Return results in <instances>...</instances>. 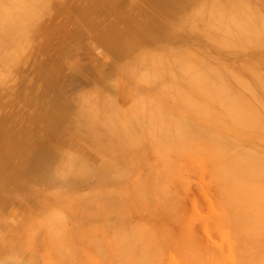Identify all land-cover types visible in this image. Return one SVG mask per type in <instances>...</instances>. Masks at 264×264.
Masks as SVG:
<instances>
[{
    "label": "rangeland",
    "instance_id": "rangeland-1",
    "mask_svg": "<svg viewBox=\"0 0 264 264\" xmlns=\"http://www.w3.org/2000/svg\"><path fill=\"white\" fill-rule=\"evenodd\" d=\"M159 1L166 4L169 7V9L167 10V13H169L168 15L170 17L172 16L173 18L177 19V21L175 22L176 25H174L173 30L170 33L172 34L174 31V36L172 35L168 38H163V39L161 38L159 39L156 37L161 32V28L160 27H158L157 29L153 28L151 19L147 18L148 16L150 17V15L148 16L146 15L147 13L146 9H149L147 8V6L152 7L153 5L157 4ZM200 1L201 0H186L185 2L186 6L184 7V5H182V7H180L178 2H176L175 0H167V1L166 0L165 1L163 0H157V1L155 0H0V111H1L0 124L2 128L1 130L2 132L0 133V160L3 158L4 155L1 149L2 144L8 141L9 142L11 141L10 146H12L13 148L19 146L24 147L23 150L24 153L21 155L23 159L25 158L24 161H26L28 157H32V156L38 157L39 165L43 164L42 163L43 154L46 153V151L50 149V147H52L55 144H58L60 145V148L63 151H68L70 152V154H73L75 156L79 154L77 155L80 157L79 160L80 159H82V161L85 160L86 161V162L84 161L85 165L88 164V166H85L86 169L89 168L91 169V171L93 170L91 173H89L92 175H88V174L85 175L84 182L78 185L76 184L71 186L70 184L71 180H76V178L79 179L78 177L74 178L75 176L74 174H72L71 171L61 174L60 178L62 177L64 178L62 179L58 178L60 181L57 180L61 184H58L57 182L56 183L57 185L55 184L56 186H54V184L45 185L44 183L42 182L40 183L39 181H37V177L39 176L40 173V170L37 168L38 165L35 166L30 163L29 166L26 165L23 166L22 163L18 162L20 160V156L19 155L14 156L13 153H11L9 149H7V151L10 153L8 155L12 157L10 158V161L15 162L16 164H13L14 166L12 167V169L6 167H0V248H2L0 249V260H1L0 264L7 263L9 260L10 261L8 263H11V261L13 262L17 260V258L19 260H22V264H63V263L64 264H256V263L264 264V238H263L264 228L261 229L263 227L262 224L264 223V220H262L264 218V210H263L264 191L262 189L263 186L260 185L261 183L258 182L257 177L254 179L252 177V180L251 177L247 178V180L250 179V182L252 183L251 185L253 186L257 185L256 186L257 189L256 187L249 185L250 183L246 184L245 181H243L244 176L240 175L241 177L240 176L238 177V179H242L241 181L237 179L238 180L237 182H239L240 185H238V183L236 184V180L233 179L234 180L233 181L230 177V174L232 175V170H230L231 164H233L235 160L234 159L235 157L231 153L233 152L232 148L234 147L232 145H235V143L230 144L231 142L229 139L230 121L228 122V119L230 117L229 112L232 109L229 100L226 97L223 100H219L218 99L219 96L215 95L213 92L210 91L207 92V90L205 91V89L200 90L195 87L193 88L191 86L188 87L189 86L188 84L187 87L191 88L190 90L194 91L196 94L192 93L189 89H188L189 92H187L188 90L187 87H185V85L186 83H188V81L180 79L177 75L179 74L177 73L178 71L179 72L190 71L197 73L200 71L207 72L208 70L209 73L207 74L211 73V76L213 77V74H215V72H219L221 75L219 79L224 80L225 78V80L229 83V87L232 86L230 87V89L234 91V93H240V95L242 96V100L240 101L243 103V105L246 104L247 105L246 108H248L249 111L255 113L257 112L258 116L262 115V117H264V96L261 94L260 92L261 90H259L257 83H255L256 81L255 78L259 74L260 75L263 74L264 76L263 64H260V62L264 63V56L263 57L262 56L259 57L260 55L256 56V54L260 52L264 54L263 53L264 39L262 42L263 44L260 42L262 40L258 41L261 44L257 42L258 38H260L261 36L260 30L263 29L264 27V12H263L264 0H256V1L246 0V2H249L248 4L249 7L246 9H242L241 7L235 9V7H230L227 6L226 4H225L226 7H228L227 9L226 8L224 9L223 8L224 6L222 5H219L217 6L218 8H215L211 1H207L204 4L199 5ZM250 3L253 6L250 5ZM191 4H192V8L190 7ZM261 8H263V10ZM182 11H183V15H182ZM234 14L245 15V18H240L242 21L240 22V24L237 25L239 29L237 27L235 28V26H233V24L229 20L231 15L235 16ZM247 14H250L252 16L254 15L255 19L254 17H252L251 19L248 18ZM197 15H199V17ZM194 18L196 19V21L194 20ZM198 18L199 20H197ZM193 21L196 24H198V22L199 23L202 22L201 24L198 25V28L196 24L194 25L196 26L197 29L199 30L202 29L201 30L202 33L201 31L200 33L201 34L204 33L205 36L204 34L203 36L201 34H199L198 36L197 34H194V32L195 33L199 32V30L198 32L195 30V26H193L194 27V29H192L193 31L189 29L190 27L188 25L191 26ZM133 23L138 24L140 27H142L144 31L142 32L140 30L134 29V27L132 26ZM108 28L111 29V34L113 33V31L117 32L116 38H114L113 40L116 42L117 47L116 49H114L115 52L113 53L107 51L105 48L106 45L110 42L103 40L100 37L101 32H103ZM205 28L210 29L211 31L214 32L212 33ZM187 29H189L190 32L192 31L194 35L193 37H197L194 38L195 40L193 39L192 36H190V32ZM257 29L259 31H257ZM218 31L220 32L222 31L221 32L222 34L220 33L221 35L219 36L217 34L219 33ZM119 33L123 36H120ZM206 33H208L210 37L206 35ZM111 34L109 35V38L112 39L113 36H111ZM181 35L182 38H180ZM183 35L185 36L187 35V37ZM226 35L230 37H226ZM201 36L202 37L207 36V41L208 40L211 41V38H213L211 42H213V40L215 41L217 40V42L214 41L215 44L218 43L220 44L222 41L221 43L222 45L220 44V46H222V49L226 47L228 48V49H224L225 53L228 52L226 50L230 51V49L231 52L233 53L234 50L232 48L234 46V48H236L234 52L235 53L238 52L240 56L237 53L236 54L233 53V54L235 56H239V58L237 57L235 58L236 59L235 60L231 52H230L231 55L224 54L223 53L224 51H222L221 47L219 46L221 49V51H219L220 49L219 48L216 49L217 46L214 47V44L209 46V49H212L211 51H209L211 53H209L207 47L209 44H211V42L209 41L207 42L206 38L202 39ZM184 38H187L186 40L190 38L191 40L189 42H192L194 40L193 41L194 43L188 42L189 44L188 43L186 44ZM223 38H225L226 40L224 41ZM230 38L235 39L237 41L236 44L234 43L235 41ZM176 39H179L180 41L184 39V42L182 41L183 42L182 43L180 41H175ZM200 39L202 41L201 44L198 43ZM227 41H229V43H233L231 44L232 46L228 45L229 43ZM125 42H126V51H122V45ZM203 43L204 44L206 43V45H204ZM251 43L254 46H252ZM223 44L225 45L224 47ZM255 44L256 46L257 44L259 45L256 47ZM162 45L165 46L167 45L166 48H168V50L165 48V46L162 47ZM171 45L174 46L172 47ZM203 45L205 46V50L204 47L202 48ZM239 45H242V47L245 48L243 49L244 51L247 50V48L250 49V50L248 49L249 51H247L246 53L249 52L252 53L254 51L255 53L257 52L256 54L252 53L253 56L255 55L254 57L253 56L252 57L254 59L253 61H255L254 65L255 63L256 65L257 64L260 65V66L257 65L258 70L255 69L256 66L254 67L253 64L252 65L250 64L251 67L249 66V63H247L249 60L247 59L249 57H250L249 59L252 58L251 54L250 53L247 54L248 56L245 55L246 54L245 52H243L244 53L243 54L241 52L243 50H241L242 48L239 47ZM248 45H251V47H248ZM181 46H183V48ZM238 47L241 51L237 50ZM252 48H254L253 51H251ZM259 48H263V50L261 49L259 50ZM128 50L130 51L127 52ZM166 51H169L168 54L170 55V58L167 53L165 54ZM138 53H141L142 55L145 56H142L141 54L138 55ZM178 53L179 55H177ZM212 53H213V58H212ZM146 54L149 55V58ZM153 54H155V56ZM152 55L154 56V58L152 57ZM217 55L218 57L221 56L222 60L221 58H219L220 59L219 60L217 58ZM156 56L158 58H156L155 60ZM131 57L134 60L131 59ZM137 57H139L138 58L139 61L137 60V62H139L140 65L141 63H143L144 59L147 58L143 63L147 68L144 69V67L142 66L141 67L138 66V68H135L137 62H135L134 64V61H136ZM166 57L168 60L165 59ZM224 57L226 58L225 63L223 62ZM256 57L258 59H256ZM191 58L192 59L194 58L193 59L194 61ZM209 58L212 61L213 60L214 61L212 62L211 60H209ZM148 59L151 60L149 61ZM227 59H230V62ZM232 60L235 61L231 63ZM153 61H156L158 63L156 64ZM237 61L238 63H240L241 68L238 67L239 65L237 64ZM165 62H167V64ZM233 63L237 64L236 65L237 67H235L234 66L235 64L233 65ZM129 64L130 66L133 64L134 65L129 68H126L127 66H129ZM147 64L149 65L150 68L153 69L150 70L152 72L151 73L152 76L154 74L153 72L159 74V75L154 74V76L158 78V81H156V83L154 80H156L157 78L153 76L155 79L152 78L153 79L152 80L151 77H149L150 75L148 74L149 71H147V74L145 73L146 70H149ZM164 64L167 66H165ZM228 65L230 66V68H228V70L226 71L227 69L226 66ZM124 66H126L125 68L128 71H130V74L132 73L134 74L135 72L139 74L138 72L139 70H142V72L139 74V76H136L135 75L136 73L131 76L127 72V70L124 69ZM132 67H134L138 71H136L135 69L134 70L131 69ZM165 68L167 70H170L169 73L171 74L174 73L177 77L173 79L172 77H170L169 74L171 81L168 79L169 77H167L168 74H166L164 77V73H166ZM173 68H175V70ZM234 68H236V71L233 70ZM223 69H225V71H223ZM246 69L247 71H249V73L251 72L250 74L254 75L255 78H252V75L248 74L246 72ZM131 70H133L132 73ZM254 70H256V72ZM257 72L258 75H255L257 74ZM228 73L230 74V76L228 75ZM243 73H245V75H248L250 79L247 76H245ZM227 75L229 77L232 76L233 78L232 77L228 78ZM133 76H136L137 79L138 77H140L141 79L137 80L133 78ZM147 77L150 78L151 81H149ZM251 79H254V81ZM161 80L162 81L166 80L167 82L162 83ZM174 80L177 81L175 82ZM179 80H181L184 83L186 82L185 85ZM159 82L164 84V86L167 89L164 88L163 85L161 86ZM253 82L255 84H253ZM127 83H128V87H127ZM147 83L149 84L151 83V84L149 85ZM105 84H107V86ZM125 84L126 86L123 87ZM148 85H149L148 88H150L151 85H152L151 88L154 87L155 85L157 87L158 85V88H160L161 90L160 89L158 90V88L156 87H154L153 89H157L156 91L158 92V94L159 91L160 94L164 92L162 94V97L164 96V98L168 96L167 95L168 93L170 99L168 96L167 97L168 99L162 98L163 99L162 101V99L159 98L161 97L160 95L158 97L157 96L158 94L157 95L152 94L151 88H150L151 89L150 92L147 91L149 90L148 88H146ZM139 87L140 90H137L139 89ZM170 88L174 90V92ZM251 88H253L254 90H251ZM165 89L171 92L166 91ZM91 90L101 91V93L98 92L99 93L98 95L102 94L101 96L103 99L102 100L103 103L101 101L100 102L98 101V103H102V104H96L97 103L96 101L98 99L97 97H95V93L97 95V92L92 93L90 92ZM86 91H88L89 93ZM246 92H248V94L250 95L246 94ZM120 93L121 95L123 94L122 96L124 98L120 96ZM175 93H177V95H175ZM198 93H200L204 97L202 96L203 98H201L200 94L198 97ZM90 94L91 96L93 95L90 98L93 99L90 101L91 105L93 107L97 106L95 108L97 112L96 111L94 112L97 113V115L100 114L101 116V114H105L104 116H106V119L104 116H102L104 119L98 116L96 117L95 120L100 119L99 122H101V124H103L104 120H106L105 124L106 123L114 124L115 126L114 125H110V126H112L111 129L115 128L114 130H117V133L119 132V135L117 134L116 138L110 140L107 139L103 141V143L97 141L95 133L98 132L99 129L106 130L107 128L110 127L108 126L109 124L103 125L102 127L93 126L92 127L93 130L85 128L86 129L85 134H83L84 132L82 133V131L76 130L75 123L76 121L82 118L81 115H83L84 112L82 107L83 103H84L83 106L86 107V110L92 108L90 102L88 103ZM106 94L108 96H106ZM124 94L126 95V97L124 96ZM82 95H86L87 98L82 97ZM141 95H144L145 99L144 98L142 99L143 96ZM80 96H81L80 99L82 101L79 100ZM101 96H98V98ZM176 96L178 97L182 96L180 98L181 104H179V106L178 104L176 106V104L174 103L175 102L174 97ZM178 97H176V99H178ZM251 97L252 99H250ZM140 98L142 102L141 101L139 102ZM205 98H207L208 100L207 99L205 100ZM84 99H86L87 101L86 100L84 101ZM77 100H78V105L75 103L77 102ZM209 101L211 102L213 101L212 102L213 104L211 103L210 105ZM106 102L107 105L105 104ZM181 105L182 107L180 108ZM212 105L214 108L212 107ZM126 106L127 108L133 107V109H135L134 107L136 106L138 108L140 107L141 109L139 110L143 109L142 113L143 114L145 113V115L143 114L141 115L142 119L146 117L147 120L144 121L145 120L144 119L143 122L140 119L139 117L140 111L138 113V108L136 110L139 116L137 115L134 116L136 114V111L133 110L134 112L131 113L132 109L131 111L128 110L129 108L127 110H124L126 109L125 108ZM155 106H157V109ZM185 106H187L188 109ZM219 107L222 108L223 111ZM108 108L109 110L111 109L112 112L111 110L107 111ZM115 108L118 109L116 110ZM144 108L145 109L154 108L153 113L155 112L156 116L151 112L149 114V111L147 112V110L144 112L145 110ZM183 108L188 113L182 110ZM195 109L198 110L195 111ZM213 110L214 113L213 112L211 113L210 111ZM114 111H116V113L124 112L123 116L121 115L119 116L117 114L119 117L116 119L117 116L116 117L114 116L115 115ZM125 111L129 113H126ZM162 111L165 113H162ZM190 112H192V115L194 114V116L197 114L199 116L202 115L203 117L204 116L209 117V115L210 116L214 115L211 116L213 118L211 119V121L212 120L213 121L211 122L207 118L208 121L207 122L201 116L200 118L196 116L192 117V115L189 114ZM127 114L130 115L127 116ZM157 114H160V117L161 115L163 116L164 114L167 117L170 115V117L168 118L161 117L159 118L158 121H156L159 117ZM180 114H182L183 117ZM218 114L219 116H217ZM108 115H112V116L109 117ZM223 115H225V117H223ZM129 117L130 118L133 117L132 118L133 123ZM126 118L128 119L129 122H127V120L125 121ZM165 118L167 119L165 120ZM114 119L117 121H115ZM216 119L219 120L218 123H220V125L216 124L217 123ZM147 121L149 122L147 123ZM188 121H190L191 125L189 124ZM196 121L198 124L196 123ZM130 122L132 123V125H134V127L131 125ZM213 122H215V124L218 125V127L216 125L214 127V124H212ZM204 123L209 124L208 127L210 128H208L207 125ZM119 124L120 126L123 127V129H125L126 132H128L130 127L129 130L130 133L124 136L125 138H127L128 143H126L127 140L125 141L124 139H122L123 133L120 131L123 129H121L118 126ZM223 126H227L228 130L226 127ZM116 127H119L120 130L119 128L117 129ZM198 127L199 129L201 128V131H199V133L196 132V129H198ZM152 128L154 130L156 129L157 132L156 130L155 131L153 130L154 132L151 131ZM172 128L173 131L175 132L172 131ZM188 128L189 129L191 128L192 131H190L191 129L189 130ZM131 129L134 130V132L131 131ZM144 129L146 130V133ZM205 129L210 130V133L213 132V134L216 132V134L214 135L220 137L215 136L216 137L215 138L214 135L212 136V134H210L207 130L206 132ZM88 130L92 133L91 136ZM163 130H165L164 133ZM262 130L263 129H260L259 131L253 130V133H255L256 135L255 137V135L253 134L252 139L256 138V140L254 139L253 141L248 136L244 137L245 134L240 136L236 143L237 146L242 147L239 149L242 151L245 150L254 151L260 154L261 156L264 155V132H261ZM87 132L89 134L88 135L89 137L86 136ZM131 132L134 133L135 136ZM200 132H202L203 134ZM256 132L258 133L256 134ZM81 134H83L84 136ZM200 134L204 136L205 134L206 136L208 135L206 137L208 140H206L205 138L206 141L205 142L203 137L201 138L198 137L201 136ZM145 135L147 136L144 138ZM194 135L200 139L194 140L193 139L195 137ZM187 136L189 137L188 140L190 139L189 141H186ZM210 136L212 140H209ZM139 137L140 138L143 137L144 139L143 138L140 139ZM147 137H149L148 140H146ZM243 137L244 139H242ZM84 138L88 140H85ZM119 138H121L125 142H123ZM219 138L220 139L222 138L221 139L222 141ZM173 139L175 142H172ZM118 140H121V142H123L122 145L121 142ZM88 141H89L88 145L91 146L90 148L86 144V142ZM90 141L91 144L92 142L94 144L95 142L96 143L98 142L99 145L97 146L95 144L96 146L95 145L93 146V144L92 145L90 144ZM197 141L199 142L198 144ZM200 141H204V143ZM245 141H247L251 146L248 143H245ZM189 142H191V146ZM129 143L130 146L127 145ZM216 143L218 145L219 143L222 144L219 145L218 147ZM100 144H103V146L105 147L101 146ZM125 144L127 145V148ZM117 145L120 146V149L117 148ZM230 145L232 147H230ZM131 146L133 149L130 148ZM148 146L152 150H150ZM213 146L218 147L217 150L220 149L217 153L221 152V150L225 151L224 152L225 156L223 152H222L223 155H220L221 153L217 155L216 152H214V149L216 147L213 148ZM98 147L101 148L103 147L105 149H108V151L105 150V153L104 151H102V153L104 155L108 154L112 158V162L113 160L116 161V165H118L119 167L115 165L114 167H118L116 168L115 171L113 170L114 168L109 170L110 168H112V164H110V168L107 167L109 166L108 162L111 160V158L109 157L110 159H108V156L106 157V155L101 156L102 153L100 152L102 149L100 150L99 148L98 150ZM146 147L149 149H145ZM257 147L263 149H259V148L257 149ZM84 148L86 150L88 149L89 152L93 150L91 155ZM112 148H114L115 151ZM94 149H96L95 150L96 152L94 151ZM118 149L119 151L116 152V150ZM211 149L212 152L214 153L210 151ZM82 150H84L85 153H87V155L91 157V159L87 158V155L85 157V153ZM97 150L99 151L101 157L104 156L103 158H99L98 155L99 153ZM129 150H131V152H129ZM227 150H229V152ZM226 152H228V156ZM95 153H97L98 156H96ZM172 153L174 155H172ZM212 154H215L214 155L215 157ZM82 155L85 158H83ZM168 156L174 158L172 159L171 157ZM150 157L153 158V160ZM5 158L8 157L5 156ZM158 158H160L161 165H159L160 163L158 161L159 160ZM87 159L91 160L92 161L91 163L93 164H90V161H88L89 162L88 163ZM98 159L100 160L98 161ZM217 159L219 162H217ZM172 160L174 161L176 160L177 163H173L174 161L172 162ZM213 160H214V164H212ZM215 160L217 163L215 162ZM227 160L230 162H228ZM94 162L96 163L95 166H94ZM2 164L3 161H0V165ZM105 164H107V166ZM170 164H172L173 167L172 166L170 167ZM101 165L103 168L104 167L108 168L107 170H109L110 174H113V176L114 173L116 174V172H119L121 174L120 178L123 180H120V182H117L115 184L114 182L116 181L114 180L120 179V178H116L110 181L109 182L110 184L105 183L99 186L97 184L99 183V181L97 180V176H95L96 174L95 171L101 170L99 168ZM213 167L215 169H213ZM228 168L230 173L228 171ZM12 170L16 174V177H14L13 174H11ZM165 170L168 171L163 172L161 174V171H165ZM149 171L151 173L152 171H154V174L152 175L151 173H149ZM66 173L69 174L68 175L69 177L67 176ZM17 174H21L22 176H24L22 185H20L16 179L18 177ZM125 174L127 176H125ZM149 176L150 179L151 176L153 177L152 180H150L151 182L149 181L152 184L146 186V183H149L148 182ZM66 177L68 178L65 179ZM125 177H127L128 179ZM156 178H158L159 181ZM63 179H65L66 181L64 180L63 182L62 181ZM90 179L91 180L93 179L94 183L93 181L91 182ZM62 182L63 184L65 182L67 183L66 187L61 186ZM129 182L130 184L132 182L131 184L132 187L129 184ZM92 183L95 185H92ZM108 184L109 186H106ZM126 184H128L127 186L129 187L126 188ZM143 184L145 186H143ZM151 185H153L154 187ZM103 186L104 189L102 188ZM133 186L136 188H134ZM82 187L84 189H82ZM148 187H150V189L154 188V190L152 189L153 192H157V191L159 193L161 192V194H159L160 196L162 195L161 197L159 196L160 199L159 198L157 199L156 197V195L158 196L157 193H154L153 195L151 194L149 195L148 193H146L147 191H151L150 189L148 190ZM243 187L245 189H243ZM69 188L71 189L73 188L72 190L74 192L71 191V189ZM91 188L93 191L91 190ZM98 188H100V191ZM101 188L103 189L102 192H104V190L107 189L104 193L108 192V189L113 190V188L114 191L119 189L117 190V193L118 191L121 192L118 193L119 195H117V193H115L116 191L114 192L111 190L112 193L115 195L111 196L112 194L111 193L109 196V194L106 193L107 194L106 196V194L104 195V193L103 194L101 193L102 190ZM128 188L134 191L128 190ZM246 188H248L250 191L247 190ZM260 189L262 190V194L260 192L261 191ZM75 191L77 192L76 194L77 196L80 193H83L82 195H86V196L88 194L87 196L88 198L86 196L83 197L82 195H80V197L78 196L79 201L81 200V202H78V205L80 203V206H77V199L72 198L75 197V193H76ZM251 191H256V193H253ZM257 191L259 193H257ZM91 192H93L94 195H89ZM129 192L130 194L133 193L132 195L134 196L132 197V195H129L128 194ZM134 192H137V194ZM69 193L70 196L68 195ZM96 193L101 194L100 197L99 195L95 197ZM121 194L123 195L126 194V195L123 196ZM243 194L245 195L243 196ZM253 195L258 199L252 197ZM57 196L60 197L55 199V197ZM92 196L94 197L95 200L92 199L93 198ZM69 197H71L72 199H70ZM121 197L125 199L126 203L122 198L123 199L122 201L124 202L125 205L122 203L121 200H118V198L120 199ZM113 198L116 200V202L117 200L119 201L117 202L119 206L116 205L117 204L116 202H115L116 204L113 205L115 209L111 207L112 202H114ZM65 199L67 200V202L65 201ZM140 199L142 201H140ZM86 200H90V201H86ZM99 200L101 202H99ZM74 201H76V203H74ZM109 201H112L110 202L111 205H109L108 203ZM83 202H84V206H83ZM120 203L123 204L121 209L119 208ZM135 203H139V205L142 206L144 204L143 207H145L146 209H150L153 207L151 209V213L144 210L142 206H138V204H136L138 207H136V205L134 206ZM149 204H151L152 207H150L151 205ZM126 205L127 207L124 208V206ZM129 205L132 206L130 207V209H129ZM81 206L86 209H84V211H81L82 210ZM98 206H100L103 211L101 210V208L99 209ZM108 206L109 208L110 207L111 208L108 209L107 208ZM133 206L137 210L139 209V207L141 208L140 210L137 211L133 208ZM105 207L106 209H108V210L105 209L106 214L104 212ZM122 208H124L125 210ZM132 208L134 212H132L133 211L131 210ZM118 209L120 211H118ZM92 210H94L97 214L93 213L94 211ZM100 210L102 211L101 216H100L101 212L99 213ZM153 210H156L154 212L155 213L158 212V214L155 213L152 214ZM78 211L79 212L81 211L80 212L81 214H79ZM88 211L89 213H87ZM121 211L123 212L122 214ZM124 211L126 214L128 212V214L125 216H123L125 214ZM135 211H137L139 215H137ZM141 211L143 213H141ZM113 212L115 214H113ZM146 212H148V214L150 215H148ZM108 213H112V214L109 215ZM135 213L136 216H134ZM55 214L57 216H55ZM59 214L60 217L58 216ZM49 215L50 217L52 216V218H49L48 217ZM79 215L82 216L79 217ZM91 215L93 217H91ZM44 216L46 217V220H43ZM260 216H262V218ZM55 217H57L58 219L61 218L59 219V221L60 220L61 221L59 222ZM119 218L122 220H120ZM38 219L39 221L41 220V222H39ZM52 219L57 220L59 222V225L61 226L59 227L58 225H56L57 223L54 224V226H51V224L54 222ZM84 219L86 220L85 222ZM127 219L129 220V222ZM77 220L79 222H77ZM118 221L121 222L126 221L124 224L126 223L128 224L120 225V222L118 223ZM102 222L108 224H103ZM159 222H161L162 224H160ZM79 224L83 230L79 228L80 227ZM77 226L79 230L81 229L80 230L81 233L78 232ZM49 229H51L52 231H50ZM107 230L109 232H107ZM33 231H35V233H31ZM67 231L68 234L72 233V235L71 236L67 235ZM48 232L49 233L51 232V234H47ZM58 232H59L58 235L59 238H57V240L55 241V237L57 236ZM60 232L62 235H60ZM75 232L78 235L81 234L79 236L75 235L77 237L75 239H77L78 242L80 241L79 239L86 240V238H87V242L83 244L80 241L79 242L80 245H79V243H77L75 239H72V237L74 238ZM34 234L37 236H35ZM49 235L50 237L51 235L54 237L49 238L48 237ZM62 236L66 238L64 239ZM68 237L70 240L72 239L71 241L69 240L70 243L75 240L74 242L78 244V245L76 244V248H78L79 252L77 249H75V247L74 249L77 251L73 249L74 254L79 255L78 258H76L77 260L75 259L73 252L71 253V255L68 254L70 253L69 252L70 248L68 247L69 246L71 247V245L73 246L75 245L72 243L71 245L69 244ZM80 237H84L85 239ZM32 238H34L33 239L35 242L34 244ZM61 239H63L62 242ZM48 241L50 242L54 241V243H56L57 245H62L63 250L66 249V251H68L64 253L70 256V258L68 257L69 261L67 260V257H66V261H64L65 259L62 260L61 257L59 258L61 259V261L57 259L58 258L57 256L52 257L54 253L58 255L60 251L56 250L58 251L57 253L55 249L56 248L58 249V247L54 248V246L53 247L51 246L52 244H47L50 245L52 248L43 244L44 242L46 243ZM13 242H15V244ZM41 242H43L42 243L43 245L39 244ZM24 243L25 245L27 243L30 246L29 245L25 246ZM18 244L20 245L19 247ZM63 244H66L65 249ZM81 244H83L82 245L83 247H81ZM32 245L34 246L32 247ZM12 246L14 247L13 249ZM24 246L25 248H23ZM34 247L35 250L33 249ZM43 247L44 248L48 247V249L50 248V251L54 248V253H50V251H46V249H44ZM39 248L40 250H42L43 248V250L39 251ZM59 248L62 247L60 246ZM67 248L69 250H67ZM17 250L18 251L20 250L19 253L21 252L22 253L19 255ZM12 251L14 252V254H12L13 253ZM34 251L37 252V254ZM34 253L36 254V256L34 255ZM41 253H43V255ZM60 254L62 255V253ZM17 255L19 256L17 257ZM39 256L41 257V259L38 258ZM44 257L48 258L47 259L48 262L45 261L46 258ZM5 259L8 260L5 261ZM19 260H17L18 261L17 263H21ZM49 261L51 263H49Z\"/></svg>",
    "mask_w": 264,
    "mask_h": 264
},
{
    "label": "bare ground",
    "instance_id": "bare-ground-1",
    "mask_svg": "<svg viewBox=\"0 0 264 264\" xmlns=\"http://www.w3.org/2000/svg\"><path fill=\"white\" fill-rule=\"evenodd\" d=\"M155 1H157V0H155ZM163 1H165V0H163ZM166 1H167V0H166ZM175 1L178 2V4H179L180 7H182V5H184V7L186 6V3H185L186 0H175ZM207 1H211V2L213 3V6H214L215 8H218L217 6H219V5L224 6V7H223L224 9H225V8H226V9L228 8V7H226V5H227V6H230V7H235V9H236V8L238 9V8H240V7H241L242 9H246V8L249 7V5H248L249 2H246V0H201L200 3H199V5H202V4L206 3ZM251 1H252V0H251ZM255 1H256V0H255ZM166 3H167V2H166ZM253 3H254V2H253ZM257 3H258V2H257ZM263 3H264V2H263ZM192 4H193V3H192ZM192 4H191V6H190L191 8H192ZM210 4H211V3H210ZM225 4H226V5H225ZM259 4H260V3H259ZM250 5H252V4L250 3ZM154 6H155V8H154ZM252 6H253V5H252ZM188 7H189V6H188ZM188 7H187V8H188ZM255 7H256V6H255ZM259 7H260V5H259ZM261 7H262V6H261ZM147 8H149V9H146V11H147L146 15H147V16L150 15V17L148 16L147 18H148V19H151V21H152V27L155 28V29H157L158 27L161 28V32H160V33L158 34V36H156V37L159 38V39H160V38L163 39V38H168V37H170V36H172V35L174 36V31H173L172 34H170V33L172 32L174 25H176L175 22L177 21V19L173 18L172 16L170 17V16L168 15L169 13H167V10L169 9V7H168L166 4H164V3H162V2L159 1L157 4L153 5L152 7H151V6H147ZM152 8H153V9H152ZM191 8H189V9H191ZM213 9H214V8H213ZM256 9H257V8H256ZM261 9L263 10V8H261ZM193 10H194V8H193ZM203 10H204V9H203ZM262 10H261V11H262ZM205 12H206V11H205ZM249 12H250V11H249ZM263 12H264V11H263ZM254 14H255V13H254ZM182 15H183V11H182ZM226 15H227V14H226ZM234 15H235V14H234ZM197 16L199 17V15H197ZM204 16H205V15H204ZM202 17H203V16H202ZM214 17H215V16H214ZM247 17L250 18V19H251L252 17H254V19H255V16H254V15L252 16V15H250V14H247ZM240 18H245V15H244V14H243V15H239V14H237V15H235V16H232V15H231V17L229 18V20L231 21V23L233 24V26H235V28H236V27L238 28L237 25L240 24V22L242 21ZM181 19H182V18H181ZM202 19H203V18H202ZM182 20H183V19H182ZM194 20L196 21L195 18H194ZM197 20H199V18H198ZM211 20H212V19H211ZM208 21H209V20H208ZM214 21H215V20H214ZM201 23H202V22H201ZM201 23L198 22V24H196V23H194V21H193L191 26L188 25L190 28H189L188 26H187V27H188L189 29L192 30V29H194V27H193V26H195L194 24H196V25H197V28H198V25L201 24ZM205 24H206V23H205ZM178 25H179V23H178ZM180 25H181V24H180ZM202 25H203V24H202ZM244 25H245V24H244ZM255 25H256V24H255ZM257 25H258V24H257ZM132 26H133L134 29H136V30H140V31H142V32L144 31V30L142 29V27H140L138 24H134V23H133ZM185 26H186V25H185ZM185 26H184V27H185ZM208 26H209V24H208ZM199 27H201V26H199ZM222 27H223V26H222ZM252 27H253V26H252ZM197 28H196V26H195V30L198 32L199 29H197ZM210 28H211V27H210ZM256 28H257V27H256ZM185 29H186V28H185ZM189 29H187V30L190 32ZM205 29H207V28H205ZM221 29H222V28H221ZM238 29H239V28H238ZM259 29H260V28H259ZM183 30H184V29H183ZM201 30H202V29H200L198 33H195V32H194V34H197V36H198L199 34L202 33ZM207 30H209V31L212 32V33L214 32V31H211L210 29H207ZM212 30H213V29H212ZM253 30H254V29H253ZM192 31H193V30H192ZM192 31L190 32V36L193 37L194 35H193ZM200 31H201V33H200ZM215 31H216V30H215ZM257 31H259V30L257 29ZM218 32H219V33H217L218 36L222 34V33H221L222 31H221V32L218 31ZM182 33H183V32H182ZM220 33H221V34H220ZM224 33H225V32H224ZM110 34H111V29L108 28V29L104 30L103 32H101L100 37H101V39L110 42V43H108V44L106 45L105 48H106L107 51H110L111 53H113V52H115L114 49H116V47H117L116 42L113 41L114 38H116L117 32H116V31H113V33L111 34V36H113L112 39L109 38V35H110ZM185 34H186V33H185ZM191 34H192V35H191ZM203 34H204V33H203ZM203 34H201V35L203 36ZM217 34H216V35H217ZM239 34H240V33H239ZM119 35H120V36H123V35H121L120 33H119ZM187 35H188V34H187ZM187 35H186V36L183 35V36L187 37ZM206 35H208V33H206ZM245 35H246V34H245ZM260 35H261V36H260V38H258L257 42L260 41V40H262V41H260V42L262 43V42H263V39H264V27H263V29L260 30ZM126 36H128V35H126ZM188 36H189V35H188ZM202 36H201V37H202ZM204 36H205V34H204ZM208 36H209V35H208ZM242 36H243V35H242ZM209 37H210V36H209ZM226 37H230V36H227V35H226ZM234 37H235V36H234ZM243 37H244V36H243ZM180 38H182V35H181ZM180 38H179V39H180ZM194 38H197V37H193V39H194ZM204 38H206V41H207V36H206V37H202V39H204ZM217 38H218V37H217ZM255 38H256V37H255ZM170 39H171V38H170ZM170 39H169V40H170ZM172 39H173V38H172ZM179 39H176L175 41H180L181 39H180V40H179ZM184 39H185V41H186V44L191 40L190 38H188V40H186L187 38H184ZM184 39H182L183 42H184ZM212 39H213V38H211V41H212ZM223 39H224V41L226 40L225 38H223ZM230 39H233V38H230ZM243 39H244V38H243ZM256 39H257V38H256ZM194 40H195V39H194ZM194 40H193V41H194ZM220 40H221V39H220ZM233 40L235 41L234 43L236 44L237 41H236L235 39H233ZM233 40H232V41H233ZM253 40H254V39H253ZM182 41H180V42H182ZM193 41H192V42H193ZM208 41L211 42L210 40H208ZM208 41H207V42H208ZM214 41H215V40H213V42H211V44H209V45L207 44V45H208V47H207L208 52L212 50V49H209V46H211V45H213V44H214V47L217 46L216 49H217V48L220 49V47H221V49H222V46H220V44L222 43V41H221L220 44H219V43H218V44H215ZM224 41H223V42H224ZM242 41H243V40H242ZM183 42H182V43H183ZM192 42H189V43H192ZM201 42H202V41H201V39H200V40L198 41V43L201 44ZM215 42H217V40H216ZM227 42L229 43V41H227ZM260 42H258V43L261 44ZM189 43H188V44H189ZM193 43H194V42H193ZM196 43H197V42H196ZM224 43H225V42H224ZM244 43H245V42H244ZM252 43H253V42H252ZM252 43H251V45L254 46ZM175 44H176V43H175ZM186 44H185V45H186ZM200 44H199V45H200ZM203 44H204V43H203ZM225 44H226V43H225ZM231 44H233V43H229L228 45H231ZM245 44H246V43H245ZM259 44H257V46H258ZM262 44H263V43H262ZM123 45H125V46H123ZM123 45H122V51H126V42H125ZM194 45H195V44H194ZM204 45H206V43H205ZM204 45L202 46V48L204 47V50H205V46H204ZM221 45H222V44H221ZM243 45H244V44H243ZM251 45H248V47H251ZM163 46H165V45H162V47H163ZM171 46H172V45H171ZM173 46H174V45H173ZM173 46H172V47H173ZM177 46H179V45H177ZM186 46H187V45H186ZM200 46H201V45H200ZM219 46H220V47H219ZM224 46H225V45L223 44V47H224ZM231 46H232V45H231ZM255 46H256V44H255ZM257 46H256V47H257ZM260 46H261V45H260ZM260 46H259V47H260ZM166 47H167V45L165 46V48H166ZM181 47L183 48V46H181ZM198 47H199V46H198ZM228 47H229V46H228ZM239 47L242 48L241 50L245 49V48L242 47V45H239ZM239 47L237 48V50H238V51H241V50L239 49ZM263 47H264V46H263ZM165 48H164V49H165ZM127 49H128V48H127ZM130 49H131V48H130ZM161 49H162V48H161ZM166 49L168 50V48H166ZM194 49H195V48H194ZM221 49H220L219 51H221ZM224 49H228V48L226 47V48H223V49H222V51H224V52H223L224 54H226V55H229V54H230V55H231L232 52H231V49H230V48H229L230 51H229V50H226V51H228V52H226V53H225V50H224ZM232 49H233L234 51L236 50V48H234V46H233ZM248 49H249V48H247V50H245V51L243 50V51H241V52H242V53H243V52L246 53L247 51L250 50V49H249V50H248ZM256 49H258V48H256ZM260 49L263 50V48H259V50H260ZM132 50H134V49H132ZM132 50H131V51H132ZM162 50H163V49H162ZM169 50H170V49H169ZM174 50H175V49H174ZM176 50H178V49H176ZM185 50H186V49H185ZM253 50H254V48H252L251 51H253ZM129 51H130V50H128L127 52H129ZM180 51H181V50H180ZM234 51H233L234 54L237 53V54L239 55L238 52L235 53ZM127 52H125V53H127ZM133 52H134V51H133ZM182 52H185V51H182ZM230 52H231V53H230ZM166 53L168 54L169 51H166L165 54H166ZM199 53H200V52H199ZM209 53H211V52H209ZM217 53H218V52H217ZM217 53H216V54H217ZM227 53H228V54H227ZM233 53H232V54H233ZM249 53H250V52H249ZM249 53H246L245 55H247V54H249ZM252 53H253V54H256L257 52L255 53V51H254V52H252ZM252 53H250V54H251V57L253 56ZM263 53H264V52H263ZM140 54H141V53H138V55H140ZM150 54H151V53H150ZM156 54H157V53H156ZM172 54H173V53H172ZM184 54H187V53H184ZM184 54H183V55H184ZM205 54H206V53H205ZM234 54H233L234 59L237 58V57L239 58L240 55H239V56H235ZM243 54H244V53H243ZM261 54H262V52L257 53L256 56H259V55H260L259 57H261V56L263 57L264 54H262V55H261ZM141 55H142V54H141ZM146 55H147L148 58H149V55H148V54H146ZM153 55L155 56V54H153ZM153 55H152V57L154 58ZM168 55H169V54H168ZM168 55H167V56H168ZM177 55H179V53H178ZM219 55H221V54H219ZM222 55H223V54H222ZM226 55H225V56H226ZM142 56H145V55H142ZM147 56H146V57H147ZM181 56H182V55H181ZM204 56H205V55H204ZM209 56H210V55H209ZM247 56H248V55H247ZM254 56H255V55H254ZM254 56H253V57H254ZM140 57H141V56H140ZM146 57H145V58H146ZM227 57H228V56H227ZM230 57H231V56H230ZM253 57H252L251 59H249V58H250V57H249L247 60H249V61L252 60V61H253V60H254ZM138 58H139V57H137L136 61H134V64H135V62H137V60L139 61ZM156 58H158V57L156 56V57H155V60H156ZM162 58H163V57H162ZM169 58H170V55H169ZM183 58H184V57H183ZM212 58H213V53H212ZM217 58L219 59V58H221V56L218 57V55H217ZM232 58H233V57H232ZM131 59H133V58L131 57ZM131 59H130V60H131ZM146 59H147V58H146ZM146 59H144L143 63L145 62ZM165 59H167V57H166ZM177 59H178V58H177ZM191 59H192V58H191ZM193 59H194V58H193ZM193 59H192V60H193ZM223 59H224L223 62L225 63L226 58L224 57ZM256 59H258V58L256 57ZM261 59H262V58H261ZM133 60H134V59H133ZM148 60L150 61L151 59H148ZM152 60H153V59H152ZM167 60H168V59H167ZM169 60H171V59H169ZM207 60H208V59H207ZM209 60H211V59L209 58ZM219 60H220V59H219ZM221 60H222V58H221ZM227 60H229V62H230V59H227ZM235 60H236V59H235ZM235 60H232L231 63H232L233 61H235ZM240 60H241V59H240ZM247 60H245V61H247ZM149 61H148V63H149ZM159 61H160V60H159ZM193 61H194V60H193ZM195 61H196V60H195ZM211 61H212V60H211ZM213 61H214V60H213ZM213 61H212V62H213ZM241 61H242V60H241ZM249 61L247 62V63H249V66H250V64H251V65L253 64L254 67L256 66L255 69L258 70V66H260V65L257 64V65H258V66H257L256 63H255V65H254V62H255V61H253V62H252V61L249 62ZM260 61H261V60H260ZM153 62H155L156 64L158 63V62H156V61H153ZM171 62H172V61H171ZM182 62H183V61H182ZM223 62H222V63H223ZM251 62H252V63H251ZM257 62H258V61H257ZM143 63H141V65H140L139 62H137V65H135V68H138V66H140V67L142 66V67H144V69L147 68V67H145V64H143ZM165 63L167 64V62H165ZM209 63H210V62H209ZM235 63H236V62H235ZM235 63H233V65H234ZM242 63H243V62H242ZM125 64H128V63H125ZM134 64H133V65H134ZM138 64H139V65H138ZM172 64H173V63H172ZM207 64H208V63H207ZM220 64H221V63H220ZM237 64L239 65L238 67L241 68V67H240V63H238V61H237ZM237 64H235L234 66L237 67V66H236ZM260 64H263V68H264V63L260 62ZM133 65H131V66H133ZM147 65H148V64H147ZM160 65H161V64H160ZM164 65H165V64H164ZM204 65H205V64H204ZM204 65H202V66H204ZM224 65H225V64H224ZM231 65H232V64H231ZM233 65H232V66H233ZM131 66H130V64H129V66H127V67L124 66V69L127 70L126 68H129V67H131ZM136 66H137V67H136ZM161 66H162V65H161ZM165 66H167V65H165ZM165 66H164V67H165ZM172 66H173V65H172ZM202 66H201V67H202ZM228 66H229V65H228ZM228 66H226V68H227L226 71L228 70V68H230V66H229V67H228ZM241 66H242V65H241ZM244 66H245V64H244ZM246 66H247V65H246ZM125 67H126V68H125ZM155 67H156V66H155ZM250 67H251V66H250ZM135 68L132 67L131 69L134 70ZM221 68H222V67H221ZM242 68H243V67H242ZM244 68H245V67H244ZM259 68H260V67H259ZM261 68H262V67H261ZM142 69H143V68H142ZM144 69H143V70H144ZM148 69H149V70H146V72H145V71H144V72L147 74V71H149L148 74L151 75L152 72H151L150 70H151L152 68H150L149 65H148ZM165 69H166V68H165ZM173 69L175 70V68H173ZM251 69H252V68H251ZM133 70H131V73H132ZM135 70H136V69H135ZM152 70H153V69H152ZM155 70H156V69H155ZM159 70H160V69H159ZM162 70H163V69H162ZM233 70L236 71V68H234ZM237 70H238V68H237ZM242 70H243V69H242ZM262 70H263V69H262ZM136 71H138V70H136ZM157 71H158V70H157ZM169 71H170V70H167V69H166V71H165L166 73H164V77H165L166 74H168L167 77H169V74H170V77H172L173 79H174L175 77H177L174 73H173V74L169 73ZM223 71H225V69H223ZM230 71H231V70H230ZM239 71H240V69H239ZM244 71H245V69H244ZM254 71L256 72V70H254ZM127 72L130 74V71L127 70ZM134 72H135V71H134ZM138 72H139V74H140V73L142 72V70H139ZM176 72H177V71H176ZM228 72H229V71H228ZM237 72H238V71H237ZM241 72H242V71H241ZM246 72H247L248 74L251 73V72L249 73V71H247V69H246ZM260 72H261V71H260ZM117 73H118V72H117ZM135 73H136V72H135ZM135 73H134V74H135ZM153 73L159 75L158 73H155V72H153ZM177 73H179V74H177V75H178V77H179L180 79L185 80V81H188V83L185 82V83H186V85H185L184 82H182L181 80H179V81H181V82L185 85V87H187V86L189 85L188 87L191 86V87H193V88L195 87V88L200 89V90L205 89V91L207 90V92H209V91H210V92H213L215 95L219 96V97H218L219 100H223V99H225V97L229 100V103H230V106H231L232 109H231V111L229 112L230 117H229V119H228V122L230 121V123H229V134H230V138H229V137H227V138L230 139V142H231L230 144L235 143V145H232V146H234V147L232 148L233 152H231V153H232L233 156L235 157V158H234L235 160H234L233 164H231V168H230V170H232V175L230 174V177H231L232 180H233V179L236 180V184L238 183V185H240V184H239V182H237V181H238V180H239V181L242 180V179H238V177H239L240 175H241V176H244V178L246 177L245 179L242 177V178H243V181H245L246 184H247V183H250L249 185H251L252 183L250 182V179H248V180H249V181H248L247 178H248V177H251V180H252V177H253V179L257 177V178H258V182L261 183L260 185L263 186L262 189H263V191H264V155L261 156L260 154L254 152V151H247V150L242 151V150L239 149V148H242V147H241V146L239 147V146H237V144H236L237 141H238V139H239V137L242 136V135H244V134H245L244 137H245V136H248V137H250V139H252V138H253V134L255 135V133H253V130L259 131L260 129H263L261 132H264V117H262V115L258 116V115H257V112L255 113V112H251V111H249L248 108H246L247 105H246V104L243 105V103L240 101V100H242V96L240 95V93H234V91H232V90L230 89V87H232V86L229 87V83L225 80L224 77H223L224 80H220V79H219V78L221 77V75H220L219 72H215V74H213V77L211 76V73H210V74H207V73H209L208 70H207V72H206V71H200V72H197V73L190 72V71H182V72H179V71H178ZM212 73H213V72H212ZM222 73H223V72H222ZM134 74L132 73V74H130V75L132 76V75H134ZM139 74L136 73L135 75H136V76H139ZM154 74H153V76H154ZM238 74H239V73H238ZM243 74L245 75V73H243ZM150 75H149V77H151V79L155 77V76L153 77L152 75H151V76H150ZM161 75H162V74H161ZM228 75L230 76L229 73H228ZM228 75H227V76H228ZM250 75H252V74H250ZM255 75H258V72H257V74H255ZM136 76H133V78L137 79ZM140 76H141V75H140ZM229 76H228V78H231V77H232V76H231V77H229ZM245 76L248 77V75H245ZM102 77H103V76H102ZM122 77H123V76H122ZM167 77H166V78H167ZM170 77L168 78L169 80H170ZM103 78H104V77H103ZM106 78H107V77H106ZM144 78H145V77H144ZM147 78H148V77H147ZM155 78H157V77H155ZM155 78H154V79H155ZM162 78H163V77H162ZM232 78H233V77H232ZM248 78H249V77H248ZM252 78H255L254 75H252ZM101 79H102V78H101ZM123 79H124V78H123ZM138 79H141V78L138 77ZM138 79H137V80H138ZM148 79H149V81H151L150 78H148ZM173 79H172V80H173ZM249 79H250V78H249ZM152 80H153V79H152ZM162 80H163V79H162ZM162 80H161L162 83L167 82V81H166L167 79H166L165 81H162ZM177 80H178V79H177ZM177 80H176V81H177ZM230 80H231V79H230ZM251 80L254 81V79H251ZM255 80H256L255 83H257V86H258L259 90H261V91H260L261 94L264 96V76H263V74H261V75L259 74V75L255 78ZM144 81H145V80H144ZM154 81H155V83H156V81H158V78H157L156 80H154ZM170 81H171V80H170ZM174 81H175V80H174ZM176 81H175V82H176ZM232 81H233V80H232ZM129 82H130V81H129ZM152 82H153V81H152ZM161 82H159V84H160L161 86H162V85L164 86V84H162ZM133 83H134V82H133ZM143 83H145V82H143ZM243 83H244V82H243ZM255 83L253 82V84H255ZM123 84H124V83H123ZM147 84H149V83H147ZM150 84H151V83H150ZM150 84H149V85H150ZM159 84H158V85H159ZM187 84H188V85H187ZM234 84H235V83H234ZM251 84H252V83H251ZM105 85L107 86V84H105ZM132 85H133V84H132ZM137 85H138V84H137ZM140 85H141V84H140ZM149 85H148L146 88H148ZM153 85H154V84H153ZM158 85H157V87H156V85H155L154 87L158 88ZM108 86H109V85H108ZM125 86H126V84H125L123 87H125ZM151 86H152V85H151ZM151 86H150V88H151ZM173 86H174V85H173ZM237 86H238V85H237ZM244 86H245V85H244ZM253 86H254V85H253ZM257 86H256V87H257ZM127 87H128V83H127ZM154 87L151 88L152 90H151L150 88H148L149 90H147V91L150 92V90H151V91H152V94H154V95L156 94V95H157V94H158V92L156 91L157 89H153ZM159 87H160V86H159ZM188 87H187V90H188V89L190 90L191 88H188ZM238 87H239V86H238ZM245 87H246V86H245ZM113 88H114V87H113ZM137 88H138V86H137ZM141 88H142V87H141ZM146 88H145V89H146ZM164 88H166V87L164 86ZM164 88H163V90H164ZM183 88H184V87H183ZM246 88H247V87H246ZM159 89H160V88H158V90H159ZM166 89H167V88H166ZM166 89H165V90H166ZM170 89H171V88H170ZM130 90H131V89H130ZM137 90H140V87H139V89H137ZM160 90H161V89H160ZM171 90H172V89H171ZM189 90H188L187 92H189ZM251 90H254V89L251 88ZM257 90H258V89H257ZM257 90H256V91H257ZM131 91H132V90H131ZM155 91H156V92H155ZM166 91H169V90H166ZM172 91L174 92V90H172ZM190 91H191V90H190ZM243 91H244V90H243ZM86 92H88V91H86ZM90 92H92V93H93V92H97V95H96V93H95V97H97V99H98V100L96 99V100H97V101H96V102H97L96 104H102V103H103V102H102L103 99H102V96H101L102 94L98 95L99 93H101V91H94V90L92 91V90H91ZM98 92H99V93H98ZM119 92H120V91H119ZM144 92H146V91H144ZM153 92H154V93H153ZM169 92H171V91H169ZM191 92H192V93H195L194 91H191ZM191 92H190V94H191ZM197 92H198V91H197ZM88 93H89V92H88ZM88 93H87V94H88ZM109 93H111V92H109ZM163 93H164V92H163ZM163 93H162V94H163ZM126 94H127V91H126ZM145 94H147V93H145ZM162 94H160V91H159V94H158L157 96L159 97V95H160L161 97H159V98L162 99V98H164V96L162 97ZM165 94H166V93H165ZM165 94H164V95H165ZM195 94H196V93H195ZM199 94H200V93H198V97H199ZM246 94H248V92H246ZM256 94H257V93H256ZM122 95H123V94H122ZM122 95H121V93H120V96H122ZM167 95L169 96L168 93H167ZM167 95H166V96H167ZM175 95H177V93H175ZM175 95H173V96H175ZM193 95H194V94H193ZM248 95H250V94H248ZM92 96H93V95H92ZM92 96H91V94H90L89 99H88V103H89L91 100H93V99H90ZM98 96H101V97L98 98ZM106 96H108V95L106 94ZM124 96L126 97L125 94H124ZM129 96H130V95H129ZM141 96H143V97H142V99H143V98H144V95H141ZM150 96H151V95H150ZM168 96H167V97H168ZM200 96H201V98L204 97V96L201 95V94H200ZM202 96H203V97H202ZM243 96H244V95H243ZM82 97H86V95H82ZM95 97H94V99H95ZM122 97H123V96H122ZM145 97H146V96H145ZM167 97H165V98L168 99ZM176 97H178V96H176ZM176 97H174V100H175L174 103L176 104V106H177V104H178V106H179V104H181V103H180V98H181L182 96H181V97H178V99H176ZM193 97H194V96H193ZM196 97H197V95H196ZM215 97H216V96H215ZM244 97H245V96H244ZM71 98H72V97H71ZM80 98H81V96L79 97V100L82 101ZM86 98H87V97H86ZM100 98H101V99H100ZM104 98H105V97H104ZM106 98H107V97H106ZM123 98H124V97H123ZM147 98H148V97H147ZM150 98H151V97H150ZM165 98H164V99H165ZM262 98H263V97H262ZM99 99H100V100H99ZM107 99H108V98H107ZM107 99H105V100H107ZM121 99H122V98H121ZM144 99H145V98H144ZM169 99H170V96H169ZM206 99H207V98H205V100H206ZM250 99H252V97H251ZM85 100H86V99H84V101H85ZM113 100H114V98H113ZM122 100H123V99H122ZM124 100H125V99H124ZM138 100H139V99H138ZM181 100H183V99H181ZM207 100H208V99H207ZM86 101H87V100H86ZM98 101H99V102L101 101L102 103H98ZM118 101H119V100H118ZM125 101H126V100H125ZM128 101H129V99H128ZM140 101H141V98H140L139 102H140ZM162 101H163V99H162ZM164 101H165V100H164ZM202 101H203V100H202ZM251 101H252V100H251ZM254 101H255V100H254ZM93 102H94V101H93ZM104 102H105V101H104ZM116 102H117V101H116ZM141 102H142V101H141ZM143 102H144V101H143ZM155 102H156V101H155ZM181 102H182V101H181ZM192 102H193V101H192ZM209 102H210V105H211V103H212L213 101H212V102L209 101ZM256 102H257V101H256ZM75 103L78 105V100H77V102H75ZM79 103H80V102H79ZM82 103H83V102H82ZM94 103H95V102H94ZM111 103H113V102H111ZM126 103H128V102H126ZM96 104H95V105H96ZM105 104L107 105V102H106ZM105 104H104V105H105ZM116 104H117V103H116ZM116 104H115V105H116ZM135 104H136V103H135ZM138 104H139V103H138ZM183 104H184V103H183ZM212 104H213V103H212ZM83 105H84V103H83ZM83 105H82V107H83V111H84V112H83V115H81L82 118H81L80 120L76 121V123H75V128H76V130L82 131V133L84 132L83 134H85V133H86V132H85L86 129H91V130H93V129H92L93 126H95V127H102L103 125H107V124H109V123H106V124H105L106 120H104L103 124H101V122H99L100 119L97 118L98 120H95L96 117L100 116V114L97 115V113L94 112V111H96L95 108H96L97 106H96V107H93V106L91 105V102H90V105H91L92 108L88 107V108H90V109L86 110V107H84ZM111 105H112V104H111ZM111 105H110V106H111ZM115 105H114V107H115ZM124 105H125V104H124ZM169 105H171V104H169ZM85 106H86V105H85ZM98 106H99V105H98ZM100 106H101V105H100ZM120 106H122V105H120ZM150 106H151V104H150ZM167 106H168V105H167ZM187 106H188V105H187ZM187 106H185V107H187ZM217 106H218V104H217ZM258 106H259V105H258ZM261 106H262V105H261ZM7 107H8V106H7ZM112 107H113V106H112ZM146 107H147V106H146ZM155 107H156V109H157V106H155ZM171 107H173V106H171ZM181 107H182V105L180 106V108H181ZM212 107H213V105H212ZM99 108H100V107H99ZM125 108H126V109H124V110H127L129 107L127 108V106H126ZM134 108H135V109H133V107H132V108L130 107L128 110L131 111V109H132L131 113H133V112H134L133 110H135V111H136V114H135L134 116H136V115L139 116V115H140V116H139L140 119H141L142 121L145 119L144 121H146V120H147L146 117H144V119H142V117H141V115L143 114V113H142V112H143V111H142L143 109H142V110H139V109H141V108H140V107L138 108L137 106L134 107ZM137 108H138V113H139V111H140L139 115H138L137 110H136ZM180 108H179V109H180ZM207 108H208V107H207ZM213 108H214V107H213ZM213 108H212V109H213ZM219 108H220V107H219ZM5 109H6V108H5ZM97 109H98V108H97ZM115 109L117 110L118 108H115ZM122 109H123V108H122ZM144 109H145V108H144ZM153 109H154V108H152V109H148V108H147V109L144 110V112L147 110V112L149 111V114H150V112L153 113ZM156 109H155V111H156ZM173 109H174V108H173ZM177 109H178V108H177ZM187 109H188V107H187ZM187 109H186V110H187ZM190 109H191V108H190ZM209 109H210V108H209ZM220 109L223 111L222 108H220ZM229 109H230V108H229ZM85 110H86V111H85ZM99 110H100V109H99ZM104 110H107V109H104ZM110 110H111V109H110ZM110 110H109V108H108L107 111H110ZM124 110H123V111H124ZM162 110H163V109H162ZM182 110L185 111L184 108H183ZM193 110H194V109H193ZM197 110H198V109H195V111H197ZM199 110H201V109H199ZM261 110H262V109H261ZM4 111H5V110H4ZM173 111H174V110H173ZM0 112H1V111H0ZM96 112H97V111H96ZM101 112H102V110H101ZM111 112H112V110H111ZM114 112H115V115H114V113H113V115H114L115 117L117 116L116 119H117L120 115L123 116V113H124V112H121V113H120V112H117V113H116V111H114ZM125 112H126V113H129V112H127V111H125ZM157 112H158V111H157ZM166 112H167V111H166ZM185 112H187V111H185ZM210 112H211V113H212V112L214 113V110H213V111H210ZM224 112H225V111H224ZM98 113H100V112H98ZM103 113H104V112H103ZM108 113H109V112H108ZM162 113H165V112L162 111ZM170 113H171V111H170ZM176 113H177V111H176ZM187 113H188V112H187ZM203 113H204V112H203ZM215 113H217V112H215ZM225 113H226V112H225ZM117 114H118L119 116H118ZM146 114H147V113H146ZM153 114L156 116L155 112H154ZM153 114H152V115H153ZM189 114L192 115V112H190ZM221 114H222V113H221ZM104 115H105V114H101L100 117H102V116H104ZM128 115H130V114H127V116H128ZM143 115H145V113H144ZM157 115H158L159 117H158V119H157L156 121H158L159 118H161V117H163V118H164V117H167V116H165V114H164L163 116L161 115V117H160V114H157ZM180 115L182 116V114H180ZM108 116L110 117V116H112V115H108ZM131 116H132V115H131ZM131 116H130V117H131ZM193 116H194V114L192 115V117H193ZM195 116H196V117H199V118H200V116H201V117H202L204 120H206V121H207V118H208V119L211 121V119H213L211 116H214V115H211V116L209 115V117H211V118H209V117H205V116H204L206 119H205L202 115L199 116V115L197 114V115H195ZM195 116H194V117H195ZM217 116H219V114H218ZM104 117H105V119H106V116H104ZM109 117H108V118H109ZM130 117H129V118H130ZM148 117H149V116H148ZM151 117H152V116H151ZM168 117H170V115H169ZM168 117H167V118H168ZM178 117H179V116H178ZM182 117H183V116H182ZM215 117H216V115H215ZM223 117H225V115H223ZM102 118H103V117H102ZM102 118H101V119H102ZM124 118H125V117H124ZM127 118H128V117H127ZM127 118L125 119V121L127 120V122H129ZM132 118H133V117H132ZM132 118H130V119L132 120ZM149 118H150V117H149ZM149 118H148V119H149ZM152 118H153V117H152ZM167 118H165V120H166ZM103 119H104V118H103ZM119 119H120V118H119ZM140 119H137V120H140ZM155 119H156V117H155ZM169 119H170V118H169ZM225 119H226V118H225ZM114 120H115V119H114ZM152 120H154V119H152ZM174 120H175V119H174ZM199 120H200V119H199ZM216 120H217V123H216V124L220 125V123H218L219 120H218V119H216ZM101 121H102V120H101ZM115 121H117V120H115ZM134 121H135V120H134ZM144 121H143V122H144ZM149 121H150V120H149ZM149 121H147V123H148ZM156 121H155V122H156ZM162 121H163V120H162ZM168 121H169V120H168ZM182 121H183V120H182ZM212 121H213V120H212ZM212 121H211V122H212ZM110 122H111V120H110ZM164 122H165V121H164ZM188 122H189V124H190V121H188ZM207 122H208V121H207ZM215 122H216V121H215ZM215 122L212 123V124H214V127H215V125H216ZM228 122H227V123H228ZM116 123H117V122H116ZM116 123H115V124H116ZM130 123H131V122H130ZM132 123H133V120H132ZM132 123H131V125H132ZM137 123H138V122H137ZM137 123H136V124H137ZM157 123H160V122H157ZM161 123H162V122H161ZM178 123H179V122H178ZM178 123H177V124H178ZM196 123H197V121H196ZM200 123H201V122H200ZM85 124H86V126H85ZM117 124H118V123H117ZM124 124H125V123H124ZM124 124H123V125H124ZM126 124H127V123H126ZM136 124H135V125H136ZM145 124H146V123H145ZM170 124H171V123H170ZM179 124H180V123H179ZM193 124H194V123H193ZM197 124H198V123H197ZM204 124H206V123H204ZM110 125H114V124H109L108 126H110ZM121 125H122V124H121ZM147 125H148V124H147ZM175 125H176V124H175ZM190 125H191V124H190ZM206 125H207V127H208L209 124H206ZM218 125H216V126L218 127ZM221 125H222V124H221ZM114 126H115V125H114ZM114 126H113V127H114ZM118 126H119L121 129H123V127L120 126V124H119ZM132 126L134 127V125H132ZM165 126H166V125H165ZM192 126H193V125H192ZM212 126H213V125H212ZM111 127H112V126H110L109 128H107L106 130L99 129V131L95 133V134H96V139H97V141L103 143V141H105V140H107V139L110 140V139L116 138V135H117V134L119 135V132L117 133V130H114L115 128H112V129H111ZM119 127H116V128L118 129ZM124 127H125V126H124ZM159 127H160V126H159ZM171 127H172V126H171ZM196 127H197V126H196ZM196 127H195V128H196ZM223 127H226L227 130H228V127H227V126H223ZM85 128H86V129H85ZM104 128H105V126H104ZM120 128H119V130H120ZM127 128H128V127H127ZM141 128H142V127H141ZM155 128H156V127H155ZM208 128H210V127H208ZM208 128H207V129H208ZM256 128H257V129H256ZM258 128H259V130H258ZM156 129H157V128H156ZM156 129H155V130H156ZM188 129H189V128H188ZM190 129H191V128H190ZM190 129H189V130H190ZM207 129H205V131H206ZM216 129H217V128H216ZM1 130H2V128H1V124H0V133L2 132ZM129 130H130V127H129ZM129 130H128V132H126L125 129H123V130L120 131V132L123 133V134H122L123 137H122L121 135H120V136H121L122 139H124L125 141L127 140V138H125L124 136H126L128 133H130ZM144 130H145V129H144ZM153 130H154V129L152 128L151 131H153ZM155 130H154V131H155ZM161 130H162V129H161ZM193 130H194V129H193ZM202 130H203V128H202ZM217 130H218V129H217ZM88 131H89V130H88ZM123 131H125V132H123ZM131 131L134 132V130H132V129H131ZM154 131H153V132H154ZM164 131H165V130H163V133H164ZM172 131H173V128H172ZM190 131H192V129H191ZM199 131H201V128L199 129V127H198V129H196V132L199 133ZM207 131L210 133V130H207ZM207 131H206V132H207ZM218 131H219V130H218ZM220 131H221V130H220ZM156 132H157V130H156ZM173 132H175V131H173ZM188 132H189V131H188ZM193 132H195V131H193ZM193 132H191V133H193ZM80 133H81V132H80ZM89 133H90V136H91L92 133H91L90 131H89ZM131 133H132V132H131ZM145 133H146V130H145ZM163 133H161V134H163ZM200 133H202V132H200ZM257 133H258V132H256V134H257ZM72 134H73V133H72ZM83 134H81V135H83ZM132 134L134 135V133H132ZM136 134H137V133H136ZM170 134H172V133H170ZM188 134H189V133H188ZM188 134H186V135H188ZM202 134H203V133H202ZM210 134H212V136H213L214 134H216V132H215L214 134H213V132H211ZM223 134H224V133H223ZM88 135H89V134H88V132H87V135H86V136H88ZM155 135H156V134H155ZM155 135H154V136H155ZM200 135H201V134H200ZM224 135H225V134H224ZM227 135H228V134H227ZM227 135H226V136H227ZM83 136H84V135H83ZM120 136H118V137H120ZM134 136H135V135H134ZM146 136H147V135H145L144 138H145ZM162 136H163V135H162ZM173 136H174V134H173ZM194 136H195V135H194ZM194 136H192V137H194ZM207 136H208V135H207ZM207 136H206V134H205V136H204V135H201V136H198V137H200V138L203 137V138H204V141H205V138H206ZM215 136H216V137H220V136L214 135V137H215ZM258 136H259V135H258ZM75 137H76V136H75ZM88 137H89V136H88ZM151 137H152V136H151ZM163 137H164V136H163ZM183 137H184V136H183ZM192 137H191V139H192ZM216 137H215V138H216ZM244 137H243L242 139H244ZM248 137H247V138H248ZM255 137H256V135H255ZM259 137H260V136H259ZM261 137H262V136H261ZM133 138H134V137H133ZM139 138H140V137H139ZM141 138H143V137H141ZM141 138H140V139H141ZM144 138H143V139H144ZM174 138H175V137H174ZM188 138H189V137L187 136L186 141H189V140H190V139L188 140ZM200 138H197V136H195L193 139L196 140V139H200ZM84 139H85V140H88V139H86V138H84ZM119 139H121V138H119ZM122 139H121V140H122ZM148 139H149V137L146 138V140H148ZM152 139H153V138H152ZM219 139H220V138H219ZM221 139H222V138H221ZM221 139H220V140H221ZM245 139H246V138H245ZM254 139L256 140V138H254ZM254 139H252V141H253ZM121 140H118V141L121 142ZM134 140H135V139H134ZM146 140H145V141H146ZM202 140H203V139H202ZM206 140H208V139L206 138ZM209 140H212V139H211V136H210ZM214 140H215V139H214ZM224 140H225V139H224ZM240 140H241V139H240ZM248 140H249V139H248ZM258 140H259V139H258ZM260 140H261V139H260ZM81 141H82V140H81ZM122 141H123V140H122ZM125 141H123V142H125ZM183 141H185V140H183ZM204 141H200V142L204 143ZM221 141H222V140H221ZM74 142H75V141H74ZM84 142H85V141H84ZM123 142H121V145H122ZM147 142H148V141H147ZM166 142H167V141H166ZM168 142H169V141H168ZM170 142H171V140H170ZM172 142H175L174 139H173ZM176 142H178V141H176ZM205 142H206V141H205ZM228 142H229V141H228ZM249 142H250V141H249ZM254 142H256V141H254ZM79 143H80V142H79ZM88 143H89V141L86 142L87 145H88ZM126 143H128V140H127ZM132 143H133V142H132ZM189 143H190V146H191V142H189ZM198 143H199V142L197 141V144H198ZM210 143H211V142H210ZM213 143H214V142H213ZM241 143H242V142H241ZM245 143H248V142L245 141ZM259 143H260V142H259ZM74 144H75V143H74ZM90 144H91V141H90ZM92 144H93V146H94L95 144H96L97 146L99 145L98 142H97V143L95 142V144L92 142ZM92 144H91V145H92ZM150 144H152V143H150ZM154 144H155V143H154ZM162 144H164V143H162ZM173 144H174V143H173ZM195 144H196V143H195ZM208 144H209V143H208ZM211 144H212V143H211ZM211 144H210V145H211ZM216 144H217V143H216ZM221 144H222V143H219V145H221ZM238 144H239V142H238ZM248 144H249V143H248ZM248 144H246V145H248ZM10 145H11V141H10V142L8 141V142H5L4 144H2V148H1V149H2V152H3L4 155H3V158L0 160V161H3V164L0 165V167H6V168H11V169H12V167L14 166L13 164H16L15 162H11V161H10V158H12V157H11L10 155H8V154H10V153L7 151V149H9V151H11V153H13L14 156H17V155L20 156V160H19L18 162H19V163H22L23 166H25V165H26V166H29L30 163L33 164V165H35V166L38 165L37 168L40 170V173H39V176L37 177V181H39L40 183L42 182V183H44L45 185H46V184H50V185L54 184V186H56V185H57V184H56L57 182H58V184H61V183L59 182L60 180H59L58 178H60V177H61V174H62V173H65V172H70V171H71L72 174H74V176H75L74 178H76V177L79 178V179L76 178V180H71V183H70L71 186L76 185V184L78 185V184H80V183H83L84 180H85V178H84L85 175H87V174H88V175H92V174H89V173H91L93 170L91 171V169H89V168L86 169L85 166H88V164L85 165V162H86L85 160H84L85 162L82 161V159H80L81 161L79 160L80 157L77 156V155H79V154H77V155L75 156V155H73V154H70V152H68V151H63V150L60 148V145H58V144L53 145L52 147H50V149H48V150L46 151V153L43 154V156H42V158H43V162H42V163H43V164H41V165L38 164V162H39L38 157H34V156H32V157H28V158L26 159V161H24L25 158L23 159L22 156H21V155L24 153V152H23L24 147H20V146H19V147L13 148V147L10 146ZM87 145H86V146H87ZM96 145H95V146H96ZM100 145L103 146V144H100ZM125 145H126V144H125ZM127 145L130 146V143L127 144ZM127 145H126V148H127ZM210 145H209V146H210ZM217 145H218V144H217ZM219 145H218V147H219ZM249 145H250V144H249ZM86 146H85V147H86ZM88 146H89V145H88ZM118 146H119V145H117V148L120 149V146H119V147H118ZM149 146H150V145H149ZM149 146H148V147H149ZM151 146H152V145H151ZM170 146H171V145H170ZM201 146H202V145H201ZM211 146H212V145H211ZM222 146H223V145H222ZM232 146L230 145V147H232ZM250 146H251V145H250ZM77 147H78V146H77ZM90 147H91V146H89V148H90ZM103 147H105V146H103ZM103 147H102V148H101V147H98V150H99V148H100V150L102 149L100 153H102V151H104V153H105V150L108 151V149H105V148H103ZM121 147H122V146H121ZM134 147H135V146H134ZM215 147H216V146H213V148H215ZM218 147H216V148L214 149V152H216L217 155H219L220 153H221L220 155H223L222 152H223V153L225 152V151H223V150H221V152L217 153V152L220 150V149L217 150ZM223 147H224V146H223ZM226 147H227V146H226ZM243 147H244V146H243ZM255 147H256V146H255ZM73 148H74V147H73ZM79 148H80V147H79ZM93 148H94V147H93ZM93 148H91V149H93ZM123 148H124V146H123ZM123 148H122V150H123ZM130 148H132V146H131ZM149 148H150V147H149ZM149 148L146 147L145 149H149ZM174 148H175V147H174ZM185 148H186V146H185ZM228 148H229V147H228ZM258 148H259V149H263V148L257 147V149H258ZM84 149H85V148H84ZM103 149H104V150H103ZM112 149H114V148H112ZM119 149L116 150V152L119 151ZM132 149H133V148H132ZM170 149H172V148H170ZM85 150H86V149H85ZM95 150H96V149H94V151H95ZM98 150H97V151H98ZM150 150H152V149L150 148ZM154 150H155V149H154ZM154 150H153V151H154ZM158 150H159V149H158ZM215 150H216V151H215ZM229 150H230V149H229ZM229 150H227V151L229 152ZM232 150H231V151H232ZM82 151H84V150H82ZM86 151L89 152L88 149H87ZM92 151H93V150H91V152H89L90 155H91ZM114 151H115V149H114ZM125 151H127V150H125ZM175 151H177V150H175ZM210 151L212 152V149H211ZM260 151H261V150H260ZM77 152H78V151H77ZM95 152H96V151H95ZM111 152H112V150H111ZM129 152H131V150H129ZM171 152H172V151H171ZM214 152H212V153H214ZM228 152H226V153H227V156H228ZM71 153H72V152H71ZM84 153H85V151H84ZM98 153H99V151H98ZM100 153L98 154V155H99V158H103V157L106 155V154L104 155V154L102 153L101 156H102V155H104V156L101 157V156H100ZM149 153H150V152H149ZM156 153H157V152H156ZM167 153H168V152H167ZM175 153H176V152H175ZM75 154H76V153H75ZM82 154H83V153H82ZM95 154H96V156H98L97 153H95ZM121 154H122V153H121ZM162 154H163V153H162ZM169 154H170V153H169ZM86 155H87V153H85V157H86ZM92 155H93V154H92ZM128 155H129V153H128ZM172 155H174V154L172 153ZM212 155L214 156L215 154H212ZM229 155H230V154H229ZM5 156L8 157V158H5ZM80 156H81V154H80ZM107 156H108V159L111 158L108 154L106 155V157H107ZM159 156H160V155H159ZM224 156H225V153H224ZM82 157H83V155H82ZM85 157H83V158H85ZM93 157H94V156H93ZM93 157H92V158H93ZM109 157H110V158H109ZM161 157H162V156H161ZM161 157H160V158H161ZM168 157H171V156H168ZM168 157H167V158H168ZM214 157H215V156H214ZM230 157H232V156H230ZM230 157H229V158H230ZM87 158H90V159H91V157L88 156V155H87ZM96 158H98V157H96ZM150 158H151V157H150ZM160 158H158V159H159L158 161H159V163H160L159 165H161ZM163 158H164V157H163ZM171 158H172V157H171ZM173 158H174V157H173ZM173 158H172V159H173ZM216 158H217V157H216ZM219 158H220V156H219ZM18 159H19V158H18ZM151 159L153 160V158H151ZM154 159H155V158H154ZM92 160H93V159H92ZM94 160H96V159H94ZM99 160H100V159H98V161H99ZM223 160H224V158H223ZM88 161H90V164H93V163H91V162H92L91 160H88V159H87V162H88ZM106 161H107V160H106ZM108 161H109V160H108ZM114 161H115V160H113V162H112V158H111V160H110L109 162H112V163H109V162H108V165H109V166H107V164H105V165H106L107 167H109V168H110V164H112V168H110L109 170H111V169L114 168L113 170L115 171L116 168L119 167L118 165H116V161H115V162H114ZM173 161H174V160H172V162H173ZM220 161H221V159H220ZM227 161H228V160H227ZM26 162H27V163H26ZM152 162H153V161H152ZM152 162H151V163H152ZM155 162H156V161H155ZM172 162H171V163H172ZM215 162H216V160H215ZM217 162H219L218 159H217ZM217 162H216V163H217ZM228 162H230V161H228ZM88 163H89V162H88ZM114 163H115V164H114ZM153 163H154V162H153ZM162 163H163V162H162ZM164 163H165V161H164ZM167 163H169V162H167ZM173 163H177L176 160H175ZM95 164H96V163L94 162V166H95ZM113 164H114V165H113ZM119 164H120V163H119ZM212 164H214V160H213ZM115 165L118 166V167H114ZM150 165H151V164H150ZM225 165H226V164H225ZM225 165H224V166H225ZM229 165H230V164H229ZM97 166H99V165H97ZM97 166H96V167H97ZM103 166H104V165H103ZM152 166H153V165H152ZM155 166H157V165H155ZM163 166H164V165H163ZM171 166L173 167L172 164H170V167H171ZM188 166H189V165H188ZM150 167H151V166H150ZM168 167H169V166H168ZM91 168H92V167H91ZM99 168H100L101 170H96V171H95V173H96L95 176H97V180L99 181V183H97V184H98L99 186H100V185H103V184H105V183H109V182L112 181L113 179H116V178H120V177H121V176H120L121 174H120L119 172H116V174L114 173V176H113V174H110V171L107 170L108 168H106V167L103 168L102 165H101ZM151 168H152V167H151ZM164 169H165V168H164ZM211 169H212V167H211ZM213 169H215V168L213 167ZM117 170H118V169H117ZM161 170H162V169H161ZM119 171H120V170H119ZM167 171H168V170L161 171V174H162L163 172H167ZM218 171H219V170H218ZM228 171H229V168H228ZM112 172H113V171H112ZM112 172H111V173H112ZM127 173H128V172H127ZM149 173H151V172L149 171ZM149 173H148V175H149ZM169 173H170V172H169ZM229 173H230V171H229ZM11 174H13V176L16 177V174L14 173L13 170H12V173H11ZM66 174H67V176L69 175L68 173H66ZM151 174L153 175V174H154V171H152ZM157 174H158V173H157ZM167 174H168V173H167ZM17 175H18V177H17L16 179H17V181L19 182V184L22 185V181L24 180V179H23L24 176H22L21 174H17ZM63 175H64V174H63ZM122 175H123V174H122ZM71 176H72V175H71ZM93 176H94V175H93ZM125 176H127V175L125 174ZM232 176H233V178H232ZM241 176H240V177H241ZM254 176H255V177H254ZM68 177H69V176H68ZM68 177H66L65 179H67ZM155 177H157V176H155ZM62 178H64V177H62ZM62 178H60V179H62ZM91 178H92V176H91ZM95 178H96V177H95ZM122 178H123V177H122ZM125 178H127V177H125ZM125 178H124V180H125ZM129 178H130V177H129ZM152 178H153V177L151 176V179H150V176H149V177H148L149 180H148V179H146V180H148V182H149L150 180H152ZM161 178H162V177H161ZM65 179H63L62 181L64 182ZM93 179H94V178H93ZM93 179H92V180L90 179V181L92 182ZM127 179H128V178H127ZM127 179H126V180H127ZM156 179H158V178H156ZM237 179H238V180H237ZM57 180H59V181H57ZM117 180H119V181H117ZM117 180H114V181H116V182H114L115 184H116L117 182H120V180H123V179L120 178V179H117ZM146 180H145V183H146ZM234 180H233V181H234ZM65 181H66V180H65ZM87 181H88V180H87ZM90 181H89V182H90ZM143 181H144V180H143ZM158 181H159V179H158ZM253 181H255V180H253ZM63 182H62V185H61V186H62V187H63V186L66 187L67 183L65 182V183H64L65 185H64ZM127 182H128V181H127ZM150 182H151V181H150ZM150 182H149V183H146V186H149V184H152V183H150ZM152 182H153V181H152ZM87 183H88V182H87ZM93 183H94V181H93ZM93 183H92V185H95V184H93ZM240 183H242V182H240ZM245 183H244V184H245ZM55 184H56V185H55ZM90 184H91V183H90ZM109 184H110V183H109ZM109 184L106 185V186H109ZM115 184H114V185H115ZM129 184H130V182H129ZM131 184H132V182H131ZM131 184H130V185H131ZM147 184H148V185H147ZM255 184H256V183H255ZM257 184H258V183H257ZM45 185H44V186H45ZM127 185H128V184H126V188L129 187V186H127ZM134 185H135V184H134ZM249 185H247V186H249ZM260 185H259V186H260ZM58 186H59V185H58ZM58 186H57V187H58ZM68 186H69V185H68ZM81 186H84V185H81ZM122 186H123V184H122ZM122 186H121V187H122ZM143 186H145V185L143 184ZM151 186H153V185H151ZM151 186H150V187H151ZM157 186H158V185H157ZM160 186H161V185H160ZM245 186H246V185H245ZM251 186H253V185H251ZM256 186H257V185H254L253 187H256ZM59 187H60V186H59ZM69 187H70V186H69ZM75 187H76V186H75ZM90 187H92V186H90ZM97 187H98V186H97ZM97 187H95V188H97ZM116 187H117V186H116ZM116 187H114V188H116ZM119 187H120V186H119ZM131 187H132V185H131ZM131 187H130V188H131ZM133 187H134V186H133ZM137 187H139V186H137ZM150 187H148V190L150 189ZM153 187H154V186H153ZM240 187H241V186H240ZM88 188H89V187H88ZM93 188H94V187H93ZM102 188L104 189V186H103ZM102 188H101V189H102ZM106 188H107V187H106ZM114 188H113V190H112V189H111V190L114 191ZM123 188H124V187H123ZM130 188H128V190H132V189H130ZM134 188H136V187H134ZM134 188H133V189H134ZM140 188H141V187H140ZM45 189H46V187H45ZM69 189H71V188H69ZM72 189H73V188H72ZM72 189H71V191H73ZM75 189H76V188H75ZM82 189H84V188L82 187ZM98 189H99V191H100V188H98ZM103 189L101 190V193H102V194L107 190V189H105L104 192H102ZM109 189H110V187H109ZM109 189H108V192H106V193H108L109 196H110V194L112 193V191L109 190ZM144 189H145V188H144ZM152 189L154 190V188H152ZM152 189H150L151 191H147V190H146L147 192H146V191H145V192L148 193L149 195H150V194L153 195L154 193H157L158 196L156 195V197H157V199H158L159 196H160L159 194H161V192H160V193H159L158 191H157V192H153ZM238 189H239V187H238ZM243 189H245V188L243 187ZM246 189L249 190L248 188H246ZM251 189H253V188H251ZM256 189H257V187H256ZM41 190H42V189H41ZM41 190H40V192H41ZM59 190H60V189H59ZM59 190H58V191H59ZM91 190H92V188H91ZM117 190H119V189H117ZM117 190H115L116 192H115V191H114V192L117 193ZM156 190H158V189H156ZM240 190H241V189H240ZM260 190H261V189H260ZM260 190H259V191H260ZM44 191H45V190H44ZM47 191H48V190H47ZM66 191H67V190H66ZM89 191H90V190H89ZM92 191H93V190H92ZM109 191H111V192H109ZM132 191H134V190H132ZM132 191H131V192H132ZM139 191H140V189H139ZM241 191H242V190H241ZM249 191H250V190H249ZM64 192H65V190H64ZM69 192H70V191H69ZM73 192H74V191H73ZM75 192H76V191H75ZM82 192H83V191H82ZM120 192H121V191H118V193H120ZM151 192H152V193H151ZM237 192H240V191H237ZM251 192L256 193V191H251ZM260 192H261V194H262V190H261ZM46 193H47V192H46ZM79 193H80V192H79ZM79 193H78V194H79ZM88 193H89V192H88ZM91 193H92V194H91ZM91 193H90L89 195H94L93 192H91ZM97 193H98V192H97ZM97 193L95 194V197L98 196V195H99V197H100L101 194H97ZM99 193H100V192H99ZM106 193H104V195H105ZM118 193H117V195H119ZM122 193H123V192H122ZM134 193L137 194V192H134ZM245 193H247V192H245ZM257 193H259V192L257 191ZM52 194H54V193H52ZM76 194H77V192L75 193V197H72V198H76V199H77V206H80V203H79V205H78V202H81V200L79 201L78 196L80 197V195H82L83 193H80L78 196H77ZM128 194H129V195H132L133 193L130 194V192H129ZM240 194H241V193H240ZM248 194H250V193H248ZM55 195H56V194H55ZM63 195H65V194H63ZM68 195L70 196V193H69ZM72 195H73V194H72ZM104 195H103V196H104ZM112 195H115V194L112 193L111 196H112ZM121 195H123V194H121ZM125 195H126V194H125ZM125 195H123V196H125ZM238 195H239V193H238ZM244 195H245V194H243V196H244ZM53 196H54V195H53ZM53 196H52V197H53ZM82 196L84 197V196H86V195H82ZM87 196H88V194H87ZM87 196H86V197H87ZM106 196H107V194H106ZM133 196H134V195H132V197H133ZM135 196H136V195H135ZM161 196H162V195H161ZM161 196H160V197H161ZM256 196H257V195H256ZM58 197H60V196L55 197V199L58 198ZM90 197H91V196H90ZM90 197H89V198H90ZM92 197H93V196H92ZM104 197H105V196H104ZM104 197H103V200H104ZM117 197H118V196H117ZM117 197H116V199H117ZM127 197H128V195H127ZM252 197H254V195H253ZM67 198H68V197H67ZM69 198L72 199L71 197H69ZM87 198H88V197H87ZM87 198H86V199H87ZM111 198H112V197H111ZM122 198H123V197H121L120 199L118 198V200H121V201H122V200L124 199V198H123V199H122ZM130 198H131V197H130ZM245 198H246V197H245ZM254 198L258 199L257 197H254ZM260 198H261V197H260ZM92 199H94V197H93ZM100 199H101V198H100ZM113 199H114V198H113ZM113 199H111V200H113ZM134 199H136V198H134ZM159 199H160V198H159ZM250 199H251V198H250ZM262 199H263V198H262ZM262 199H261V200H262ZM59 200H60V198H59ZM62 200H64V199H62ZM62 200H61V201H62ZM73 200H74V199H73ZM73 200H71V201H73ZM94 200H95V199H94ZM94 200H93V201H94ZM108 200H109V198H108ZM118 200H117V202H119ZM254 200H255V199H254ZM65 201L67 202L66 199H65ZM86 201H90V200H86ZM106 201H107V200H106ZM133 201H134V200H133ZM140 201H142V200L140 199ZM66 202H65V203H66ZM99 202H101V201L99 200ZM110 202H112V201H109V202H108L109 205H111ZM115 202H116V200L114 199V202H112V205H111V207H113L114 209H115V207H114L113 205H115V204L117 203V202H116V203H115ZM124 202H125V199H124ZM124 202L122 201L123 204H124ZM137 202H138V201H137ZM74 203H76V201H74ZM74 203H73V204H74ZM86 203H88V202H86ZM91 203H92V201H91ZM97 203H98V202H97ZM97 203H95V204H97ZM102 203H103V201H102ZM108 203H107V205H108ZM125 203H126V202H125ZM145 203H146V202H145ZM66 204H67V203H66ZM99 204H100V203H99ZM123 204L120 203V207H119L120 209H121V207H122ZM136 204H138V206H142V205H139V203H135L134 206H135ZM141 204H142V203H141ZM256 204H257V203H256ZM116 205L119 206L118 203H117ZM124 205H125V204H124ZM130 205H131V204H130ZM130 205H129V209H130V207H132V206H130ZM149 205H151V204H149ZM250 205H251V204H250ZM257 205H258V204H257ZM83 206H84V202H83ZM134 206H133V208L135 209ZM138 206L136 205V207H138ZM143 206H144V204H143ZM143 206H142V208H143L144 210H146V211H148L149 213H151V209L153 208L152 205L150 206V207H152V208L149 207L150 209H146V208L143 207ZM155 206H157V205H155ZM98 207H99V209L101 208L100 206H98ZM111 207H110V208H111ZM116 207H117V206H116ZM125 207H127V205L124 206V208H125ZM81 208H82L81 211H84V209H86V208H83L82 206H81ZM107 208L110 209L109 206H108ZM117 208H118V207H117ZM117 208H116V209H117ZM124 208H122V209H124ZM133 208H132L131 210H133ZM140 208H141V207H139L138 210H140ZM78 209H79V207H78ZM105 209H106V207L104 208V212H105ZM108 209H106V210H108ZM143 209H142V210H143ZM154 209H155V208H154ZM176 209H177V208H176ZM89 210H90V209H89ZM101 210H102V208H101ZM101 210L99 211V213L101 212V213H100V216H101L102 211H103V210H102V211H101ZM124 210H125V209H124ZM135 210H137V209H135ZM138 210H137V211H138ZM144 210H143V211H144ZM158 210H159V207H158ZM161 210H162V209H161ZM253 210H254V209H253ZM253 210H252V212H253ZM263 210H264V209H263ZM263 210H262V211H263ZM2 211H3V209H2ZM81 211H80V212H81ZM92 211H94V210H92ZM92 211H91V212H92ZM118 211H120V210L118 209ZM137 211H135V212L137 213ZM154 211H156V210H153V211H152V214L155 213ZM70 212H72V211H70ZM80 212L78 211L79 214H81ZM85 212H86V210H85ZM85 212H82V213H85ZM108 212H109V211H108ZM111 212H112V211H111ZM132 212H134V210H133ZM148 212H146V213L148 214ZM53 213H54V212H53ZM78 213H77V215H78ZM87 213H89V211H88ZM93 213H96V212L94 211ZM122 213H123V212L121 211V214H122ZM124 213H125V211H124ZM136 213H135L134 216H136ZM139 213H140V212H139ZM141 213H143V212L141 211ZM56 214H57V212H56ZM56 214H55V216H57ZM96 214H97V213H96ZM103 214H104V213H103ZM105 214H106V212H105ZM108 214L110 215V214H112V213H108ZM113 214H115V213L113 212ZM116 214H118V213H116ZM127 214H128V212H127ZM127 214L125 213L123 216H125V215H127ZM155 214H158V212L155 213ZM258 214H259V213H258ZM52 215H53V214H52ZM83 215H84V214H83ZM87 215H89V214H87ZM98 215H99V214H98ZM109 215H108V216H109ZM132 215H133V214H132ZM137 215H139V214L137 213ZM148 215H150V214H148ZM58 216L60 217V214H59ZM61 216H63V215H61ZM80 216H82V215H79V217H80ZM123 216H122V217H123ZM129 216H131V215H129ZM152 216H153V215H152ZM48 217H49V218H52V216L50 217V215H49ZM85 217H86V215H85ZM91 217H93V216L91 215ZM102 217H103V215H102ZM102 217H100V218H102ZM126 217H128V216H126ZM141 217H142V216H141ZM260 217L262 218V216H260ZM55 218H57V217H55ZM77 218H78V216H77ZM81 218H82V217H81ZM81 218H80V219H81ZM53 219H54V218H53ZM53 219H52V220H53ZM59 219H61V218H59ZM59 219L57 218L58 221H59ZM63 219H64V218H63ZM70 219H71V218H70ZM119 219H120V218H119ZM119 219H117V220H119ZM250 219H251V218H250ZM258 219H260V218H258ZM43 220H46V217H45V216H44ZM49 220H50V219H49ZM57 220H53L54 222L51 224V226H54V224L57 223L56 225H58V226L60 227L61 225H59V222H60L61 220H60L59 222H58ZM78 220H79V218H78ZM78 220H77V222H79ZM98 220H99V218H98ZM120 220H122V219H120ZM127 220H128V219H127ZM239 220H240V219H239ZM262 220H264V218H263ZM38 221H39V219H38ZM74 221H75V220H74ZM85 221H86V220L84 219V222H85ZM115 221H116V220H115ZM131 221H132V220H131ZM156 221H157V220H156ZM249 221H250V220H249ZM259 221H260V220H259ZM39 222H41V220H40ZM64 222H65V221H64ZM80 222H81V221H80ZM119 222H120V225H123L126 221H125V222H124V221H123V222L118 221V223H119ZM128 222H129V220H128ZM94 223H95V222H94ZM102 223H103V222H102ZM110 223H111V222H110ZM121 223H122V224H121ZM159 223L162 224L161 222H159ZM60 224H61V223H60ZM74 224H75V222H74ZM74 224H73V225H74ZM76 224H78V223H76ZM103 224H108V223H103ZM126 224H128V223H126ZM126 224H124V225H126ZM256 224H257V223H256ZM83 225H84V223H83ZM83 225H82V226H83ZM87 225H88V224H87ZM91 225H92V224H91ZM91 225H89V226H91ZM157 225H158V224H157ZM262 225H263V227L261 226V227H262L261 229L264 228V223H263ZM79 226H80V224H79ZM85 226H86V225H85ZM93 226H94V225H93ZM115 226H116V225H115ZM59 227H58V228H59ZM67 227H68V226H67ZM94 227H95V226H94ZM116 227H117V226H116ZM35 228H36V227H35ZM45 228H46V227H45ZM51 228H52V227H51ZM58 228H57V229H58ZM77 228H78V226H77ZM79 228L82 229L81 226H80ZM79 228H78V232L81 233V231H80L81 229L79 230ZM259 228H260V226H259ZM38 229H39V228H38ZM53 229H54V228H53ZM67 229H68V228H67ZM115 229H116V228H115ZM121 229H122V228H121ZM153 229H154V228H153ZM33 230H34V229H33ZM35 230H36V229H35ZM49 230L52 231L51 229H49ZM63 230H64V228H63ZM71 230H72V229H71ZM82 230H83V229H82ZM113 230H114V229H113ZM157 230H158V229H157ZM31 231H32V230H31ZM46 231H47V230H46ZM54 231H55V230H54ZM54 231H53V232H54ZM56 231H58V230H56ZM61 231H62V230H61ZM114 231H115V230H114ZM107 232H109V231L107 230ZM31 233H35V231H33V232H31ZM83 233H84V231H83ZM85 233H87V232H85ZM259 233H260V231H259ZM259 233H258V234H259ZM47 234H51V232H50V233L48 232ZM52 234H53V233H52ZM65 234H66V233H65ZM263 234H264V233H263ZM34 235H35V234H34ZM58 235H59V232H58L57 236H58ZM60 235H62L61 232H60ZM67 235H70V236H71L72 233H71V234H70V233L68 234V231H67ZM75 235H76V236H79V235H81V234L78 235V234H76V232H75V234H74V238L72 237V239L77 238ZM84 235H85V234H84ZM86 235H87V234H86ZM260 235H261V233H260ZM35 236H37V235H35ZM35 236H34V237H35ZM43 236H44V235H43ZM57 236L55 237V241L57 240V238H59V236H58V237H57ZM28 237H29V236H28ZM30 237H31V236H30ZM48 237L51 238V237H54V236L51 235V237H50V235H49ZM60 237H61V236H60ZM62 237L64 238V236H62ZM85 237H86V236H85ZM99 237H100V236H99ZM103 237H104V236H103ZM65 238H66V237H65ZM65 238H64V239H65ZM80 238L85 239L84 237H80ZM261 238H262V237H261ZM261 238H260V239H261ZM263 238H264V237H263ZM27 239H28V238H27ZM27 239H26V240H27ZM29 239H30V238H29ZM33 239H34V238H32V240H33ZM47 239H48V238H47ZM72 239H71V240H72ZM58 240H59V239H58ZM62 240H63V239H61V242H62ZM69 240H70V239H69V237H68V242H69ZM71 240H70V241H71ZM75 240L77 241V243H79V242L81 241L83 244H85V243L87 242V238H86V240L79 239V240H80L79 242H78L77 239H75ZM75 240H74V241H75ZM41 241H42V240H41ZM74 241L71 242L72 244H75L74 246L71 245V243L69 242V244L71 245V247H70V246L68 247V248H70V250L67 248V250H69V252H70V253H68L69 255H71L72 252H73V254H74V250H75V249L78 250V248H76V244H77V243H75ZM262 241H263V240H262ZM262 241H261V242H262ZM23 242H24V240H23ZM48 242H49V243H48ZM48 242H46V243H45V242H44V243L41 242V243H39V244H42V243H43L44 245H46V246H48V247H50V248H52L53 246H54V248L58 247V249L56 248L55 251H56V250L60 251L59 254L57 255L56 253H54V248L51 250V251H52V252H51V251H50V248L48 249V247H47V248H44V247H43L44 249H46V251H50V253H54V254H56V255L53 254L54 256L52 255V257H56V256H57V257H58L57 259H59V258L61 257L62 260L65 259L64 261H66V257H67V260H68V257L70 258V256H68V254H65L66 252H68V251H66V249H65L66 244H63V245H64V249H65V250H63V246H62V245H57L56 243H54V241H51V242L48 241ZM57 242H58V241H57ZM59 242H60V241H59ZM13 243L15 244V242H13ZM21 243H22V240H21ZM34 243H35V242H34V240H33V244H34ZM65 243H67V242H65ZM88 243H89V242H88ZM190 243H191V242H190ZM43 244H42V245H43ZM47 244H52V245H51L52 247H51L50 245H47ZM55 244H56L57 246H56ZM83 244H81V247H83V246H82ZM24 245H25V243H24ZM27 245H29V244L26 243L25 246H27ZM77 245H78V244H77ZM79 245H80V243H79ZM19 246H20V245L18 244V247H19ZM25 246H24L23 248H25ZM29 246H30V245H29ZM33 246H34V245H32V247H33ZM46 246H45V247H46ZM60 246H61L62 248H59ZM118 246H119V245H118ZM2 247H4V246H2ZM14 247H15V245H14ZM14 247L12 246V249H13ZM72 247H73V248H72ZM74 247H75V249H74ZM77 247H79V246H77ZM135 247H136V245H135ZM200 247H201V246H200ZM10 248H11V246H10ZM43 248H42V250H43ZM84 248H85V245H84ZM198 248H199V247H198ZM203 248H204V247H203ZM0 249H2V248H0ZM21 249H22V248H21ZM33 249L35 250V247H34ZM60 249H61V250H60ZM73 249H74V250H73ZM104 249H105V248H104ZM3 250H4V249H3ZM22 250H23V249H22ZM42 250H40V248H39V251H42ZM72 250H73V251H72ZM77 250H75V251H77ZM131 250H132V249H131ZM7 251H8V249H7ZM9 251H10V250H9ZM17 251H18V250H17ZM58 251H56V252L58 253ZM117 251H118V250H117ZM12 252H13V251H12ZM19 252H20V250L18 251V253H19ZM34 252H35V251H34ZM64 252H65V253H64ZM78 252H79V250H78ZM21 253H22V252H21ZM21 253H19V255H20ZM26 253H27V252H26ZM35 253L37 254V252H35ZM35 253H34V255L36 256ZM60 253H62V255H61ZM63 253H64V254H63ZM12 254H14V252H13ZM16 254H17V253H16ZM31 254H33V253H31ZM41 254L43 255V253H41ZM19 255H17V257H18ZM38 255H40V254H38ZM42 255H41V256H42ZM60 255H61V256H60ZM219 255H220V254H219ZM14 256H15V255H14ZM63 256H64L65 258H64ZM74 256H75V259H76V258H78L79 255H77V254L75 255V254H74ZM74 256H73V257H74ZM76 256H77V257H76ZM143 256H144V255H143ZM6 257H7V256H6ZM217 257H218V256H217ZM21 258H22V256H21ZM38 258L41 259L40 256H39ZM44 258H46L45 261L48 262V260H47L48 258H47V257H44ZM213 258H214V257H213ZM9 259H10V258H9ZM12 259H13V258H12ZM26 259H27V258H26ZM39 259H38V260H39ZM42 259H43V258H42ZM61 259H59V260L61 261ZM7 260H8V259H7ZM7 260L5 259V261H7ZM14 260H15V258H14ZM17 260H19V259L17 258ZM17 260H15V261H13V262L11 261V263H8V262L10 261V260H9L7 263H2V264H22V260H19L21 263H17V262H18ZM23 260H24V258H23ZM59 260H58V261H59ZM76 260H77V259H76ZM221 260H222V259H221ZM221 260H220V261H221ZM25 261H26V260H25ZM68 261H69V260H68ZM220 261H219V262H220ZM255 261H256V260H255ZM0 262H1V260H0ZM70 262H71V260H70ZM27 263H28V262H27ZM35 263H36V262H35ZM49 263H51V262L49 261ZM63 264H64V263H63ZM256 264H257V263H256Z\"/></svg>",
    "mask_w": 264,
    "mask_h": 264
}]
</instances>
